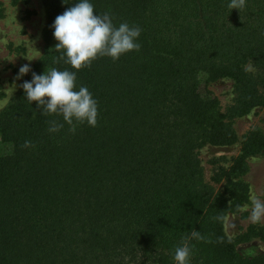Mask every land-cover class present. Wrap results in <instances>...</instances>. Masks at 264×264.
Returning <instances> with one entry per match:
<instances>
[{
  "label": "trees",
  "instance_id": "1",
  "mask_svg": "<svg viewBox=\"0 0 264 264\" xmlns=\"http://www.w3.org/2000/svg\"><path fill=\"white\" fill-rule=\"evenodd\" d=\"M91 2L114 24L139 26L141 47L77 71V89L98 102L95 127L70 131L21 87L0 109V141L10 146L0 154V264H175L185 240L189 264H264V255H241L223 229L246 201L241 176L248 157L264 153V134L249 128L229 169L214 174L233 176L223 191L204 181L197 153L234 144L233 119L264 109V0ZM42 3L45 47L31 70L76 71L54 63L50 27L71 4ZM225 77L233 97L222 111L200 86ZM51 121L63 127L49 132Z\"/></svg>",
  "mask_w": 264,
  "mask_h": 264
},
{
  "label": "rangeland",
  "instance_id": "2",
  "mask_svg": "<svg viewBox=\"0 0 264 264\" xmlns=\"http://www.w3.org/2000/svg\"><path fill=\"white\" fill-rule=\"evenodd\" d=\"M0 105L19 90L28 74L17 79L19 68L32 64L43 53L45 42L43 32L47 17L42 0H0ZM14 91L11 94L12 88ZM201 90H209L219 100L221 110L225 111L233 97V81L219 78L201 83ZM3 106V107H4ZM3 107H0L2 109ZM237 141L230 146H213L203 144L197 150L204 181L216 191H223L232 179L229 173L221 176L219 182L213 177L220 167L229 169L231 157L239 153L243 134L251 127L259 128L264 134V109L255 108L248 114L233 119ZM10 151V146L0 141V154ZM247 171L241 176L248 185L246 201L238 211L228 213L223 221V229L228 237L236 240L237 251L246 257L264 255V214L258 221L252 220L254 203L252 197L264 204V153L247 159ZM247 206V210H242ZM244 239L238 240V236Z\"/></svg>",
  "mask_w": 264,
  "mask_h": 264
},
{
  "label": "clouds",
  "instance_id": "3",
  "mask_svg": "<svg viewBox=\"0 0 264 264\" xmlns=\"http://www.w3.org/2000/svg\"><path fill=\"white\" fill-rule=\"evenodd\" d=\"M70 3L61 14L57 15L50 25L52 35L57 41L55 51L60 53L54 63L63 61L76 71L51 68L40 74L31 70L29 64L19 68L17 79L32 71L31 79L20 85L25 99L41 109V115H59L63 121L71 125L75 132V124L87 123L95 127L98 116V102L86 86L77 89V71L90 67L98 57H110L113 61L131 51H139L141 45L138 38L141 34L139 26H130L127 22L118 25L113 23L109 12L99 14L95 11L91 0H62ZM244 0H239L242 6ZM237 5L233 3L232 8ZM12 88L11 94L14 91ZM4 105H0L3 107ZM49 132H57L63 124L50 122ZM28 142H26L27 146ZM254 212L252 220L258 221L264 214V204L255 196L252 197ZM242 210H247L245 206ZM191 247L187 240L178 246L173 254L175 264H189Z\"/></svg>",
  "mask_w": 264,
  "mask_h": 264
}]
</instances>
